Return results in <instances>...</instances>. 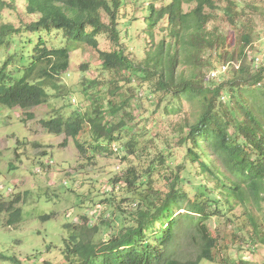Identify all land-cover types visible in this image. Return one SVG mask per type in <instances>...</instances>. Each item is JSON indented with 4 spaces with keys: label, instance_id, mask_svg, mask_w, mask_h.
<instances>
[{
    "label": "trees",
    "instance_id": "obj_1",
    "mask_svg": "<svg viewBox=\"0 0 264 264\" xmlns=\"http://www.w3.org/2000/svg\"><path fill=\"white\" fill-rule=\"evenodd\" d=\"M9 8L10 3L0 0V105L18 107L33 119L30 110L46 104L52 94L58 99L67 95L62 77L70 68V50L49 48L47 40L39 38L37 43L25 44L16 59V54L9 56L13 38L56 32L99 55V76L83 83L90 102L87 109L41 121L51 134L74 138L81 153L86 149L79 137L85 133L97 151L112 152L111 146L127 138L137 120L133 107L143 98L138 97L142 91L148 93L147 99H156V112L165 101L171 102V112H181L183 102L191 106L176 131L180 146L186 149V163L176 172L168 164L171 156L160 151L148 165L130 166L123 177L112 178L111 182L123 183L126 193L138 199L136 210L102 241L94 239L100 229L86 216L78 224H66V264L214 262L219 239L209 230L212 218L242 221L245 225L238 230L243 242L264 246V94L256 88L264 79V67L252 71L247 55L250 35L244 36L237 52L223 57L224 38L212 27L219 10L217 0H154L143 23L151 36L158 28L167 32L170 41L150 45L143 59L133 56L122 42V0H28V13L40 17L20 27L3 22V12ZM239 8L234 0L225 8L231 22L240 17ZM101 35L107 36L112 50L100 49ZM211 51L216 57L208 56ZM230 61H241V66L231 69L228 79L221 83L209 79L208 72ZM11 66L21 73L17 79ZM139 144L131 135L128 158L147 164L149 153L146 148L140 150ZM160 170L171 171L164 193L153 185V176ZM193 176L199 180L194 182ZM185 185L193 187V197ZM15 203L0 202V222L1 215L8 213V227L22 220V210ZM237 207L240 213L235 212ZM184 238L187 246L197 249L196 259L180 256L178 247Z\"/></svg>",
    "mask_w": 264,
    "mask_h": 264
},
{
    "label": "rangeland",
    "instance_id": "obj_2",
    "mask_svg": "<svg viewBox=\"0 0 264 264\" xmlns=\"http://www.w3.org/2000/svg\"><path fill=\"white\" fill-rule=\"evenodd\" d=\"M4 1L10 3L11 8L4 10L3 22L20 27L40 17L28 13V0ZM122 1V42L133 56L143 59L147 47H156L163 39L170 41L167 32L158 28L151 36L149 27L143 23L154 0ZM217 1L219 10L215 12L216 22L212 27L217 28L224 38L223 57L237 52L244 36L250 35L249 61L259 56L263 68L264 0H234L240 3V17L235 22H231L225 12L231 0ZM156 5L160 7L161 3ZM186 9L190 7L186 6ZM105 20L108 21L107 17ZM39 38L47 40L49 48L67 47L70 50V68L62 77L67 95L58 99L52 94L46 104L30 110L34 114L33 119L18 107L0 105V202L10 205L18 200L15 207L22 210L21 222L12 227L6 224L10 215H1L0 264H16L14 258L21 264H66L63 255L64 239L69 238V232L64 227L66 224H78L81 217L86 216L89 223L98 225L100 229L94 239L102 241L115 233L124 221L130 220V214L136 210L132 204H138V199L126 193L123 183L111 182L112 178L123 177L130 166L141 168L148 165L160 151L171 156L168 164L176 172L178 166L186 163V149L180 146L176 131L183 125L190 104L183 102L181 112H171V102L165 101L156 112V99H147L145 91L138 95L143 98L133 107L137 120L131 125L132 132L111 146L112 152L93 149L89 133L79 137V142L86 149L85 153H81L74 138L47 131L42 120L58 115L67 118L87 109L90 102L83 91V83L99 76L101 63L98 53L88 45L68 42L63 34L56 32L23 34L13 38L9 56L16 54V59H19L23 46L37 43ZM98 41L101 50L113 49L106 35L99 36ZM209 55L216 57L212 51ZM9 70L14 71L16 79L21 75L13 66ZM228 72L215 78V82L228 79ZM211 73L208 72L207 76ZM259 90L264 94V88ZM131 135L137 137L139 149L146 148V153H149L147 164L128 158ZM51 160L54 161L53 166H49ZM170 173L166 170L155 173L154 187L166 192ZM192 179L194 182L199 180L197 176ZM183 188L191 197L194 196L192 186L185 185ZM125 199L129 202H124ZM235 212L240 213L239 207ZM48 216L51 218L45 219ZM244 225L242 221L230 223L225 218H212L208 227L211 234L219 239L214 252L216 259L201 264H264V246L255 247L243 242L238 228ZM187 245V239H182L178 247L180 256L196 259L197 249Z\"/></svg>",
    "mask_w": 264,
    "mask_h": 264
},
{
    "label": "built area",
    "instance_id": "obj_3",
    "mask_svg": "<svg viewBox=\"0 0 264 264\" xmlns=\"http://www.w3.org/2000/svg\"><path fill=\"white\" fill-rule=\"evenodd\" d=\"M250 49L251 48H248V50H247L248 59H249V50ZM250 63H251V66H252V71L255 72V73L260 71L262 66H263L262 65V60H261V58L259 56L253 57L252 59H250ZM240 66H241V61H230V62L222 65L217 70L212 71V73L209 75V79L218 78V77H220V75L226 74L231 69L238 70L240 68ZM256 88H259V89L264 88V79L257 83ZM53 164H54V161L51 160L49 162V166H53ZM137 205H138L137 203L132 204V206L134 208H136Z\"/></svg>",
    "mask_w": 264,
    "mask_h": 264
}]
</instances>
